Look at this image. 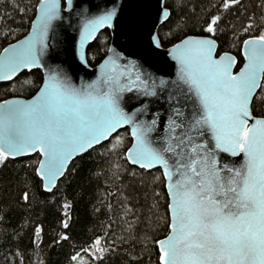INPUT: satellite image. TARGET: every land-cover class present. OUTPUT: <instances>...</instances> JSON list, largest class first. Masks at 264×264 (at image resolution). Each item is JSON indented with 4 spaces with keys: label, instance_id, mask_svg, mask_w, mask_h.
<instances>
[{
    "label": "snow or ice",
    "instance_id": "1",
    "mask_svg": "<svg viewBox=\"0 0 264 264\" xmlns=\"http://www.w3.org/2000/svg\"><path fill=\"white\" fill-rule=\"evenodd\" d=\"M67 4L75 7L73 0ZM238 5L240 0H222L221 7L229 11ZM87 11L77 13L82 23L75 55L83 64L84 41L93 38L97 28L111 27L116 15L115 9L95 16ZM170 17L161 5L158 20ZM62 19L58 0H39L31 34L0 52V80H12L21 68L43 66L49 31ZM221 19L210 16L202 26L205 35L185 34L166 50L177 64V79L167 97L170 114L163 136L157 133L159 113L143 119L149 105L141 97H157L155 80L149 84L143 74L125 76L111 57L98 66L96 79L79 85L66 69L47 66L43 85L31 100L0 102V164L38 153L43 158L35 175L51 192L74 156L110 141L107 154L119 157L123 152L132 165L163 170L170 218L167 235L155 240L158 264H264V114H253L256 106H264V17L260 23L249 17L242 33L233 28L243 41L246 60L236 73V57L218 52L217 33L226 31L220 28ZM185 28L178 21L175 33ZM150 42L159 49L164 40L157 33L150 34ZM167 83L160 80L159 87L166 89ZM125 93H135L129 100L139 106L126 110ZM124 126L130 130V146L118 134ZM219 153L242 154L244 159L239 166L221 164ZM23 199H29L27 192ZM100 244L97 237L93 246L102 253ZM72 260L86 264L80 253Z\"/></svg>",
    "mask_w": 264,
    "mask_h": 264
},
{
    "label": "trees",
    "instance_id": "2",
    "mask_svg": "<svg viewBox=\"0 0 264 264\" xmlns=\"http://www.w3.org/2000/svg\"><path fill=\"white\" fill-rule=\"evenodd\" d=\"M37 2L0 0V50L28 31ZM177 4L178 0H165L171 17L158 28L163 46L185 34H205V21L220 15V28L226 31L217 33L218 52L235 54L238 66L242 62V39L234 35L233 28L242 33L241 25L249 23V17H255L257 23L264 17V0H240V5L229 11L221 7L222 0H182L181 7ZM178 21L186 24L184 33H175ZM109 38V31L104 29L87 47L90 65L101 60ZM41 81L40 69L23 71L0 83V100L29 97ZM253 114H264V106H256ZM118 134L128 146V129H120ZM109 143L94 146L72 160L51 192L42 190L41 180L35 175L38 153L0 164V264H77L72 260L77 253L86 264H158L155 240L168 232L169 218L162 173L158 168L145 170L129 164L123 152L119 157L107 154ZM24 192L29 195L27 201ZM63 236L68 239H61ZM97 237L105 249L102 253L93 246ZM90 246L91 251H81Z\"/></svg>",
    "mask_w": 264,
    "mask_h": 264
},
{
    "label": "water",
    "instance_id": "3",
    "mask_svg": "<svg viewBox=\"0 0 264 264\" xmlns=\"http://www.w3.org/2000/svg\"><path fill=\"white\" fill-rule=\"evenodd\" d=\"M62 20L54 21L52 29H50L48 34V44L49 48L47 49L46 54L42 58L41 67H32V68H21L12 79H14L18 74L23 71H30L33 69H40L42 73V81L38 89L29 97L23 96H10L4 99H1L0 102L4 100H31L39 91L40 87L43 85L44 78L47 75V66H60L66 69L71 76L73 83L76 85L81 84L82 82H89L96 79L98 75V66L105 63L111 57L116 61L118 66V71H123L125 76H128L129 73L132 74V77L135 78L137 74H143V78L148 79L149 84L152 80L156 82V91L157 97H141V99L149 105L148 115L144 116L143 119L151 120L153 114L159 113V120L157 123V133L161 136L165 134V126L168 124L169 118V105L167 97L171 91L173 85L172 81L177 79V64L167 55L166 50L172 47V44L179 43V40L167 45L162 46L157 49L150 42V34L156 35L158 33L159 26L164 22L158 20V10L163 5L165 6V0H73L75 7L73 9L68 8L67 0H58ZM39 5V0L36 4V8ZM36 8L35 14L30 22L28 31L17 38L16 40L7 43L0 52L3 51L5 47H8L9 44L17 43L20 40L25 39L26 36L30 35L32 32V22L36 20ZM88 9V16L99 15L104 10L115 9L116 15L112 19V26L109 27L105 25L103 27L97 28L94 33V37L84 41L81 52L86 58L87 47L95 40L98 33L104 29L109 31V43L106 48L105 54L99 62L94 65H90L87 61V64L80 62L78 57H76V48L80 40L79 28L82 23L80 17L77 15L82 9ZM167 8V7H166ZM192 36L196 35H205V34H189ZM246 37L245 39H247ZM218 45V44H217ZM243 41L240 47V56L242 58L241 64L238 66V57L231 53L232 56L236 57L237 64L232 68L233 73H236L244 66L246 60L243 55ZM109 49L112 51L110 52ZM219 51V50H218ZM221 51L219 53H223ZM125 69H127L125 71ZM160 80H164L167 83L166 89H161L159 87ZM9 80H0V83L8 82ZM263 81V80H262ZM262 81L260 84H262ZM259 90V89H258ZM257 90V91H258ZM125 99L129 100L130 97H134L135 93H125ZM139 106L135 104V100H129V103L125 105L126 110H131L132 106ZM258 116V115H255ZM127 128V126H124ZM123 129V128H122ZM130 130L128 129V133ZM156 134H154L155 136ZM130 136V134H129ZM131 138V136H130ZM207 139H211L208 135ZM103 143V142H102ZM130 146V144L128 145ZM126 151V150H125ZM35 153L26 154L18 157L29 156ZM82 154V153H81ZM78 154L74 156L68 163L70 165L71 161L74 160ZM39 155V154H38ZM10 157L9 159H15ZM43 157L39 156V159ZM219 158L221 164H229L239 166L243 162V155H238L237 157H232L227 153H219ZM38 159V160H39ZM38 162V161H37ZM129 163V162H128ZM131 164V163H129ZM132 165V164H131ZM38 163L36 164V167ZM67 166V168H68ZM139 167L138 165H134ZM66 168V170H67ZM140 168V167H139ZM160 169L162 176L163 170L159 166L153 167L152 169ZM145 169V170H152ZM65 170V172H66ZM62 177L58 178L57 182ZM164 178V177H163ZM167 181L164 179L165 190ZM55 184V186H56ZM44 182L41 181L42 190L49 192L43 186ZM54 186V187H55ZM52 187V189L54 188ZM52 191V190H51ZM170 218V213H169ZM167 233L164 235L166 236ZM161 237L159 239L164 238ZM158 249V247H157ZM159 259V258H158Z\"/></svg>",
    "mask_w": 264,
    "mask_h": 264
}]
</instances>
